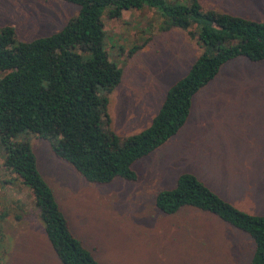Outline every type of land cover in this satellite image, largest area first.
I'll use <instances>...</instances> for the list:
<instances>
[{"label": "rangeland", "instance_id": "1", "mask_svg": "<svg viewBox=\"0 0 264 264\" xmlns=\"http://www.w3.org/2000/svg\"><path fill=\"white\" fill-rule=\"evenodd\" d=\"M197 1L204 11L264 22V0ZM76 10L63 0H0V28L12 27L17 40L26 42L58 32ZM105 12L103 49L122 69L120 84L108 95V127L122 138L150 124L199 48L189 30L158 31L153 9H127L118 20ZM29 140L38 171L72 234L98 264H249L253 243L246 234L190 207L163 214L154 197L188 173L235 208L264 214V58L223 64L192 97L179 131L133 164L134 182L89 184L57 160L45 142ZM1 163L0 152V264H61L29 189L9 181Z\"/></svg>", "mask_w": 264, "mask_h": 264}, {"label": "trees", "instance_id": "2", "mask_svg": "<svg viewBox=\"0 0 264 264\" xmlns=\"http://www.w3.org/2000/svg\"><path fill=\"white\" fill-rule=\"evenodd\" d=\"M77 7L58 32L19 41L10 26L0 28L1 168L27 187L42 229L61 264H98L71 232L57 200L37 168L29 137L45 142L51 154L83 180L106 185L134 182L133 164L174 136L189 116L192 97L220 67L245 58H264V22L202 10L197 0H63ZM153 9L157 30H189L199 53L188 71L166 91L150 124L118 137L109 129L108 95L120 84L122 69L103 49V12L120 19L127 9ZM134 45L130 57L141 49ZM155 208L175 214L183 207L214 215L253 243L249 264H264V214L252 215L222 200L195 176L183 173L154 197Z\"/></svg>", "mask_w": 264, "mask_h": 264}]
</instances>
